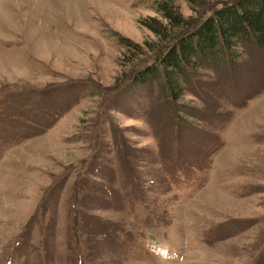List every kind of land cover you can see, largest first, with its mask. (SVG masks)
Wrapping results in <instances>:
<instances>
[{"label":"rangeland","instance_id":"rangeland-1","mask_svg":"<svg viewBox=\"0 0 264 264\" xmlns=\"http://www.w3.org/2000/svg\"><path fill=\"white\" fill-rule=\"evenodd\" d=\"M153 2L0 0V264H264V57L167 102Z\"/></svg>","mask_w":264,"mask_h":264},{"label":"trees","instance_id":"trees-1","mask_svg":"<svg viewBox=\"0 0 264 264\" xmlns=\"http://www.w3.org/2000/svg\"><path fill=\"white\" fill-rule=\"evenodd\" d=\"M152 7L159 17L150 16L144 24L155 39L144 40L143 46L125 41L137 49L133 56L143 55L135 64L149 56L150 60L139 69L131 63L128 77L139 84L160 82L167 102L180 98L183 78L207 64L226 62L234 67L240 57L258 52L264 57V0H230L221 5L201 0L197 8L191 7L195 16L188 17L173 0H154Z\"/></svg>","mask_w":264,"mask_h":264}]
</instances>
